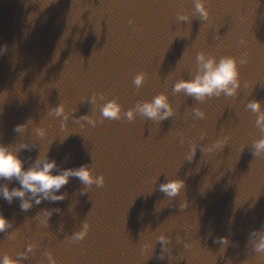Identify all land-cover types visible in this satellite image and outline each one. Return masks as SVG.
I'll use <instances>...</instances> for the list:
<instances>
[{
    "label": "water",
    "instance_id": "water-1",
    "mask_svg": "<svg viewBox=\"0 0 264 264\" xmlns=\"http://www.w3.org/2000/svg\"><path fill=\"white\" fill-rule=\"evenodd\" d=\"M208 7L205 20L194 0H0V143L25 167L46 155L54 171L87 163L105 176L98 185L72 174L59 199L11 198L36 264L49 251L58 264H264V152L254 145L264 127L248 106L259 99L264 110V0ZM201 49L247 53L236 93L174 89L199 70ZM160 91L175 109L163 119L100 118L107 99L123 112ZM172 178L184 180L175 195L160 187Z\"/></svg>",
    "mask_w": 264,
    "mask_h": 264
},
{
    "label": "clouds",
    "instance_id": "clouds-1",
    "mask_svg": "<svg viewBox=\"0 0 264 264\" xmlns=\"http://www.w3.org/2000/svg\"><path fill=\"white\" fill-rule=\"evenodd\" d=\"M195 11L199 13L200 17L208 20L210 17V8L208 7L209 0H194ZM180 19H188V11H179ZM132 22L131 19L129 21ZM197 60L199 61V70L191 78L181 77L176 80L174 89L179 91L185 90L187 93L194 94L197 99L203 100L206 97L213 95H220L226 93L232 95L236 93L240 85V65L248 62L247 53H241L239 56L234 54H224L217 59L214 54H210L201 49L197 53ZM146 78L144 71H139L134 76V82L140 86ZM104 94L101 93V96ZM95 99V93L93 94ZM248 106L258 113L257 124L264 127V110L261 109V102L259 99H252L248 102ZM64 111V105L61 103L56 106L55 112L59 115ZM175 111L172 102L168 98L165 91L158 92L151 99L137 101L133 107H129L122 112V105L115 98L107 99L100 106V118H122L126 116L128 120H133L135 114L140 112L148 117L163 119L171 115ZM195 112L198 116H204L205 111L199 105L195 107ZM94 125L97 119L92 116H86ZM23 125H17V128ZM255 151L257 154L264 152V136L259 137L254 141ZM57 167L55 159L38 157L31 166L25 167L23 159L18 153L11 149L8 145L0 143V177L19 178L22 187H13L9 189L7 185L3 186V194L11 200L14 195L24 197L26 191H30L35 196L36 201L39 202L44 197H51L52 199H59L63 197V193L54 191V189L61 188L68 180L70 175L75 174L79 176L85 183L91 184L95 182L98 185L105 183V176L102 172L96 173L95 170L87 163L81 164L75 168H65L62 171H54ZM184 184L182 178H172L161 183L160 187L169 195H175L180 191ZM42 193L43 195H38ZM30 199H22V207L28 208L31 206ZM9 224L8 218L0 212V230L6 228ZM88 222H85L84 227L73 234V240H83L88 231ZM164 239V237H161ZM225 241L226 237H222ZM256 248L264 250V234H261L260 239L256 241ZM29 248L33 245L29 244ZM50 257L49 264H58L55 256L51 251L48 253ZM0 264H20V261L14 259L9 253H4L0 257Z\"/></svg>",
    "mask_w": 264,
    "mask_h": 264
}]
</instances>
